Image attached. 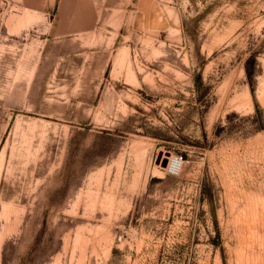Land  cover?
<instances>
[{"label":"rangeland","instance_id":"374dc122","mask_svg":"<svg viewBox=\"0 0 264 264\" xmlns=\"http://www.w3.org/2000/svg\"><path fill=\"white\" fill-rule=\"evenodd\" d=\"M0 264H264V0H0Z\"/></svg>","mask_w":264,"mask_h":264},{"label":"built area","instance_id":"2783aa9c","mask_svg":"<svg viewBox=\"0 0 264 264\" xmlns=\"http://www.w3.org/2000/svg\"><path fill=\"white\" fill-rule=\"evenodd\" d=\"M166 160L167 163L165 168H167V172L170 174H177L179 170V165L182 162V157L173 156V162H169V158H167Z\"/></svg>","mask_w":264,"mask_h":264},{"label":"bare ground","instance_id":"6f19581e","mask_svg":"<svg viewBox=\"0 0 264 264\" xmlns=\"http://www.w3.org/2000/svg\"><path fill=\"white\" fill-rule=\"evenodd\" d=\"M169 158V162H173V156H169L168 157ZM171 164V163H170ZM170 168V167H169ZM181 168H182V162L180 163V165H179V170H178V172L181 170ZM166 170H167V168H165Z\"/></svg>","mask_w":264,"mask_h":264},{"label":"water","instance_id":"95a60500","mask_svg":"<svg viewBox=\"0 0 264 264\" xmlns=\"http://www.w3.org/2000/svg\"><path fill=\"white\" fill-rule=\"evenodd\" d=\"M166 163H167V160H166V159H163V160H162V166H165Z\"/></svg>","mask_w":264,"mask_h":264}]
</instances>
